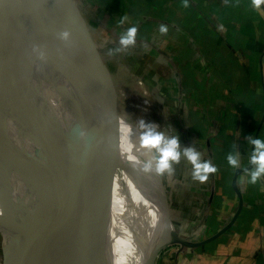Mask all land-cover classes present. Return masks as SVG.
<instances>
[{"label": "crops", "instance_id": "obj_1", "mask_svg": "<svg viewBox=\"0 0 264 264\" xmlns=\"http://www.w3.org/2000/svg\"><path fill=\"white\" fill-rule=\"evenodd\" d=\"M69 1V11L79 17L74 25H81L94 47L92 29L115 44L136 26V44L126 52L146 50L148 57H158L166 79L163 93L171 98L164 101L179 112L181 149L193 147L201 162L211 161L218 169L201 183L188 176L193 166L182 156L170 184L189 191L179 200L180 214L187 220L184 227L175 226L173 210L168 219L182 239L190 234L198 238L188 242L210 237L230 221L237 206L230 185L235 169L227 156L238 153L237 169H242L253 151L248 137L264 139V5L257 11L251 0H186L187 7L185 0ZM57 13L59 22L61 6ZM161 25L167 34L160 32ZM249 179L246 172L237 177L242 207L229 229L195 249L165 248L154 264H264V178L255 185ZM0 205L9 212L1 199Z\"/></svg>", "mask_w": 264, "mask_h": 264}, {"label": "water", "instance_id": "obj_2", "mask_svg": "<svg viewBox=\"0 0 264 264\" xmlns=\"http://www.w3.org/2000/svg\"><path fill=\"white\" fill-rule=\"evenodd\" d=\"M70 4L69 0H0V63L10 79L0 98V116L7 120L19 158L20 176L29 184L33 195L28 206L21 196H16L17 190L13 194L7 225L3 228L0 224V264H65L57 252L67 243L74 223L61 168L59 116L49 109L44 96L49 97L56 91L53 53L56 59L57 54L48 30L60 36L66 29H78L88 38L81 25H74L75 18L79 17L69 11ZM60 6L62 17L56 22ZM85 44L88 49L85 62L91 68L101 59L93 52L91 41ZM34 48L44 53V59L33 52ZM250 157L248 165L235 169L232 175L230 185L237 206L230 221L210 237L188 242L174 231L164 210L162 227L146 247L144 264H154L158 254L167 247L195 249L229 229L242 207L236 180L245 169H251Z\"/></svg>", "mask_w": 264, "mask_h": 264}, {"label": "bare ground", "instance_id": "obj_3", "mask_svg": "<svg viewBox=\"0 0 264 264\" xmlns=\"http://www.w3.org/2000/svg\"><path fill=\"white\" fill-rule=\"evenodd\" d=\"M54 62L56 91L49 97L45 94L44 99L59 116L61 168L74 223L67 243L57 254L65 264H95L94 256L97 264H144L146 247L156 238L164 213L154 197L151 174L141 170L154 154L140 149V129L121 124L110 112L87 103L55 58ZM8 84L10 79L0 63V98ZM77 134L103 142L114 154L117 167L111 166L109 157L99 161V166L86 161L76 149L73 136ZM19 166L7 120L0 116V199L9 212L16 190L24 204L29 206L33 200ZM80 184L87 191L83 192ZM145 236L149 240H143ZM88 251L94 254L90 253L91 260Z\"/></svg>", "mask_w": 264, "mask_h": 264}, {"label": "rangeland", "instance_id": "obj_4", "mask_svg": "<svg viewBox=\"0 0 264 264\" xmlns=\"http://www.w3.org/2000/svg\"><path fill=\"white\" fill-rule=\"evenodd\" d=\"M83 11L84 9L81 7L80 12L84 15ZM66 31L70 33L69 39L71 38V42L61 40L59 35L55 34L51 29L48 30L47 35L53 42V49L56 51L58 60L52 53L59 64L61 72L74 82L79 94L81 93L86 102L88 100L87 103L98 105L103 111L110 112L113 115L111 117L113 120L116 121L117 119L121 124L135 126L138 130L139 120L143 119L145 123L158 125V130L163 131L168 136L183 132L179 129V112L176 111L169 101H167L168 103L164 101L165 98H171H167V95L163 93V84L166 79L161 75L163 74V69L160 66L158 57H148L146 50L141 51L138 55L135 52H132V54L131 52H126L131 47L126 51H113V56H109V49L115 50L119 48V43L106 42V39L99 31L92 29V38L97 45L93 48V52L100 53L102 57H99L101 59L100 63L94 62L96 66L90 65L91 68H88L86 66L88 63L85 62L86 51H88L85 43L89 42L90 38H85L84 34L79 32L78 29H66ZM143 55L147 57L145 61L144 57L142 58ZM137 63L139 64L138 66H136ZM73 140H75L74 143L80 156L89 163L99 166V161L109 157L110 163L112 162L111 166L117 167L114 154L103 145V142L93 141L81 134L74 135ZM173 167L175 173L176 164ZM150 174L153 179L154 197L162 206L164 205V207H160L161 210L166 211L167 218L173 214L171 212L173 210L177 214L170 217L173 219L172 222L175 226L180 224L184 227L187 218L186 214H180L179 208L182 207L179 204V200L183 199V197L185 198L188 190H179L178 186L170 184V181L174 182L175 180L174 175L169 176L167 173L157 175L154 171ZM188 176L192 175L188 173ZM190 181L189 179L186 181L188 187L191 185L189 184ZM160 186L164 192L163 194H161ZM172 188L176 192H171ZM80 189L83 192L87 191L86 186L83 184H80ZM180 195L182 196L181 198ZM168 203L173 205L168 206ZM9 216V212L0 205V224L3 228L6 227ZM174 217H183V219H180L183 221ZM161 227L162 223L160 221L157 229L160 230ZM183 232L184 234L188 233L181 228V233ZM191 235H188L186 240H198L197 237H191ZM143 240L147 241L149 237L145 236ZM167 249L170 248L167 247ZM90 253L91 251H88L89 259L91 260L90 255L94 256V254ZM79 257L80 261L84 262L81 255ZM93 260L97 264L98 258L94 256ZM86 264H89V262H86Z\"/></svg>", "mask_w": 264, "mask_h": 264}, {"label": "clouds", "instance_id": "obj_5", "mask_svg": "<svg viewBox=\"0 0 264 264\" xmlns=\"http://www.w3.org/2000/svg\"><path fill=\"white\" fill-rule=\"evenodd\" d=\"M227 3V0H225ZM252 7L260 11L261 6L264 5V0H251ZM185 7L187 3L185 0ZM128 19L127 16L122 17L119 23L122 25ZM160 32L167 34L168 28L164 25L160 26ZM221 30L222 26H221ZM138 28L132 26L122 33L119 39V48L113 50L109 49L108 55L113 56V51L120 52L126 51L129 47H133L136 44ZM70 33L64 31L60 34V38L63 41L69 39ZM34 53L39 54L40 59H44V53L38 48L33 49ZM159 126L155 124L145 123L143 119L139 120L140 134V149L153 153V158L143 163L141 170L144 173L155 172L157 175H163L167 173L169 176L174 173V164H179L181 157L186 158L188 162L193 166L192 178L200 181L201 183L208 180L209 175L216 173L218 169L211 163V161L201 162V154L193 147H187L181 149L178 135L168 136L163 131L158 130ZM248 143L253 146V151L250 157L251 170L245 169L247 175L250 177L249 183L255 185L260 179L264 178V139L256 138L252 136L248 137ZM131 146H129L130 150ZM130 160H136L135 156H130ZM228 164L234 168H240L239 154H229L227 156Z\"/></svg>", "mask_w": 264, "mask_h": 264}, {"label": "trees", "instance_id": "obj_6", "mask_svg": "<svg viewBox=\"0 0 264 264\" xmlns=\"http://www.w3.org/2000/svg\"><path fill=\"white\" fill-rule=\"evenodd\" d=\"M81 1H82V3L85 2L84 0H81Z\"/></svg>", "mask_w": 264, "mask_h": 264}]
</instances>
